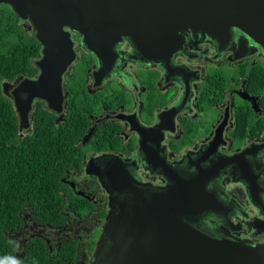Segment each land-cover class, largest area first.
<instances>
[{
	"label": "water",
	"instance_id": "95a60500",
	"mask_svg": "<svg viewBox=\"0 0 264 264\" xmlns=\"http://www.w3.org/2000/svg\"><path fill=\"white\" fill-rule=\"evenodd\" d=\"M1 4L30 22L42 46L41 58L36 61L39 75L32 81L22 80L11 92L19 130L28 126L34 99L44 101L53 112H62L61 76L74 60L66 29L78 33L84 47L100 63L115 58L113 49L124 37L133 53H138L139 61L159 64L179 87L167 98V107L155 111L153 124L146 123L141 111H133L136 103L131 87L124 90L129 95L124 102L132 110L120 121L141 147L158 142L161 136L164 140L163 133H172L173 117L185 109L182 100L191 98V81L171 63L173 54L182 48L185 33H200L221 47L239 32L244 44L255 45L264 55V0H0ZM3 87L7 95L8 85ZM243 98L250 99L246 95ZM224 127L225 120L208 144L216 139L222 142L212 146L211 159L217 160L211 167L199 165L207 158L201 152L198 161L191 163L196 166V175L179 176L170 166L160 164L162 170L158 173L167 179L164 187L134 181L125 174L130 164L117 156L92 165L100 167L94 175L108 193L110 203L90 264H264V244L223 236L204 223L225 216L220 221L229 226L227 216L231 210L220 208L208 188L221 174L230 177L227 185L242 184L247 200L264 220V172L260 171L264 143L257 139L245 141L229 154L231 148L223 140ZM231 143L233 146L234 141ZM143 165L145 170L155 169ZM239 167L240 177L236 176Z\"/></svg>",
	"mask_w": 264,
	"mask_h": 264
},
{
	"label": "flooded vegetation",
	"instance_id": "af4514ba",
	"mask_svg": "<svg viewBox=\"0 0 264 264\" xmlns=\"http://www.w3.org/2000/svg\"><path fill=\"white\" fill-rule=\"evenodd\" d=\"M2 5L5 4H1L0 7ZM5 6L11 9L10 6ZM19 25L25 33L29 35L33 33L35 36L28 20L19 18ZM66 30L72 43L74 60L61 76L62 112H53L44 101L34 99L28 115L27 128L19 130V118L16 113L18 135L23 138L32 133V113L38 103L42 104L43 110L52 116L54 125L64 122L71 97L74 95L70 107L75 111L84 112L87 119V129L74 147L80 165L68 168L61 178L64 187L60 191L63 201L60 207L61 222L56 226H44L35 222L25 224L26 229L17 234L14 246L16 257L19 258L21 257L19 251L24 247L27 235L44 239L52 255L63 243L69 242L76 245L75 264H90L110 203L108 193L94 175L99 173L100 167L92 168V165L107 162L111 156H117L130 164L125 174L127 176L129 174L134 181L154 187H164L167 179L158 173L162 170L160 164L170 166V170L179 176L185 177L186 173L196 175V166L191 163L198 161L197 157L201 156L199 154L201 152L207 155V158L201 159L199 165L204 169L208 165L211 167L212 162L217 160L211 159L212 156L214 157L212 146L222 142L216 139L212 145L208 144L223 120H225L223 140L231 148L230 153L229 151L225 153L233 154L245 141L251 143V140L257 139V142L264 143V128L258 133V129L264 126L262 104L264 87L253 91L248 84L249 73L253 70L264 78V55L255 45L244 44V40L241 39L242 34L239 32H235L232 39L221 47L200 33L196 36L190 32L185 33L182 48L173 54L171 63L174 69L186 76L189 82L191 81L189 86L191 98L185 102L182 100L185 109L173 117L172 133H163L164 140L161 141V136L158 142L141 147L136 144V140L124 129L120 121L132 110L124 102L129 100V95L124 90L128 89L127 86L131 87L129 89L135 92L136 103L133 111H141V114L147 118L146 123L153 124L157 116L155 111L165 109L167 98L179 87L172 77L165 75L159 64L139 61L138 53H133L132 45L124 37L113 49L115 58L105 62L101 60L100 63L98 57L84 47L78 33ZM238 56L242 57L237 59ZM40 58L41 53L34 61L37 74L31 77L20 75L11 81L1 83L2 94L11 100L14 109L11 92L22 80L36 79L39 75L36 61ZM227 66L234 69V74L222 77V74H218V69ZM218 80H224L225 87L221 92L222 98L219 102H215L218 91L212 88V82ZM4 84L8 85L7 95L4 92ZM181 90L183 92V89ZM243 95L250 99L243 98ZM222 104H224L223 109H218L217 106ZM239 108L251 112V124L255 128L253 130L255 134H248L243 139L234 136ZM167 121L168 119L164 122L165 126L166 124L168 126ZM212 133L213 135L210 136ZM111 134L116 143L108 141L111 139ZM232 141H234L233 146ZM88 162H90L89 166ZM143 163L150 167L155 166V169L145 170ZM261 168L263 169L260 171L264 172V165ZM240 172L239 167L236 176L240 177L242 175ZM227 181H231L230 177L221 174L209 183L208 188L220 202V208L231 210L227 216L229 226H226V221H220L226 218L225 216L219 221L211 219L204 223L208 224V227L218 229L219 234L223 236L250 241L253 244H264V220L247 200L242 184L227 185ZM262 188L264 192V181ZM81 200L85 207L77 209L76 205L82 202Z\"/></svg>",
	"mask_w": 264,
	"mask_h": 264
},
{
	"label": "trees",
	"instance_id": "16d2710c",
	"mask_svg": "<svg viewBox=\"0 0 264 264\" xmlns=\"http://www.w3.org/2000/svg\"><path fill=\"white\" fill-rule=\"evenodd\" d=\"M42 46L34 34H27L19 25V17L7 6L0 7V85L23 75L37 74L34 61L39 58ZM31 61V63H30ZM251 90L264 87V78L253 70L249 73ZM214 86V87H213ZM224 80L212 82L222 98ZM62 123L54 125L53 118L38 103L32 113L33 131L20 138L18 119L10 99L0 90V264H75L76 245L63 243L55 252L49 253L46 241L26 236L24 247L16 257L15 237L24 225L56 226L61 222L60 207L63 204L60 191L61 178L71 167H79L75 143L87 129L84 112L70 107ZM264 99V98H262ZM264 107V102H262ZM236 114L234 136L243 139L253 135L251 112L239 108ZM259 125V124H258ZM264 126L258 129L262 131ZM259 134H256L258 136ZM111 143L117 141L111 134ZM82 201V200H81ZM77 209H84L79 202Z\"/></svg>",
	"mask_w": 264,
	"mask_h": 264
},
{
	"label": "rangeland",
	"instance_id": "374dc122",
	"mask_svg": "<svg viewBox=\"0 0 264 264\" xmlns=\"http://www.w3.org/2000/svg\"><path fill=\"white\" fill-rule=\"evenodd\" d=\"M218 74H222V77H226L229 74H234V69L232 67H223L221 69H218Z\"/></svg>",
	"mask_w": 264,
	"mask_h": 264
}]
</instances>
